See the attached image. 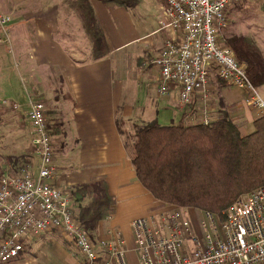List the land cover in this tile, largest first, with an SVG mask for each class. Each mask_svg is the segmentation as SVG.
Listing matches in <instances>:
<instances>
[{"label": "crops", "instance_id": "obj_1", "mask_svg": "<svg viewBox=\"0 0 264 264\" xmlns=\"http://www.w3.org/2000/svg\"><path fill=\"white\" fill-rule=\"evenodd\" d=\"M147 3L138 0L132 8H107L91 1L108 48L104 57L92 60L87 39L64 0H0V12L10 17L0 28V168L11 173L7 157L22 155L26 162L13 172L29 165L36 176L38 156L27 111L30 103H43L47 123L63 129L62 135L51 137L56 170L51 184L68 194L74 216L79 206L74 188L104 184L114 199L112 212L90 235L94 241L108 240L115 231L124 240L125 264H138L129 222L159 213L162 203L136 178L121 132L152 120L184 124L191 117L187 124L197 123L194 115L200 113L214 120L226 107L240 132L248 134L253 121L264 115V109L241 106L243 92L214 76L205 100L195 93L189 104L181 105L172 83L167 94L160 95L154 61L165 40L178 41L181 35L161 25V0H151L150 12L137 17V8ZM226 16L221 44L230 35L246 36L264 55V0L241 1L230 6ZM187 218L201 236V219ZM6 264H82V259L72 243L49 232L24 243L20 256Z\"/></svg>", "mask_w": 264, "mask_h": 264}, {"label": "built area", "instance_id": "obj_2", "mask_svg": "<svg viewBox=\"0 0 264 264\" xmlns=\"http://www.w3.org/2000/svg\"><path fill=\"white\" fill-rule=\"evenodd\" d=\"M241 1L161 0V25L181 37L165 40L154 61L160 95L172 83L181 105L189 104L195 93L205 100L214 76L247 91V105L264 109L244 67L220 40L228 8ZM9 22L0 12V28ZM27 118L38 156L36 176L29 165H22L18 174L0 168V263L17 259L23 244L39 234L57 232L72 243L82 264H125L124 240L111 230L110 239L94 241L73 215L68 194L51 184L56 170L43 103H30ZM209 122L206 117L199 121ZM185 215L183 208L162 203L159 213L129 222L138 264L264 263V184L240 194L223 211L222 220L201 212V236Z\"/></svg>", "mask_w": 264, "mask_h": 264}, {"label": "trees", "instance_id": "obj_3", "mask_svg": "<svg viewBox=\"0 0 264 264\" xmlns=\"http://www.w3.org/2000/svg\"><path fill=\"white\" fill-rule=\"evenodd\" d=\"M87 39L90 59L108 53L104 34L91 8L98 1L107 8L134 7L138 0H64ZM223 45L244 65L249 82L264 86V55L252 38L230 35ZM219 83H226L217 78ZM226 107L208 124L160 125L156 120L133 125L121 132L136 178L160 203L207 212L223 219V211L242 193L264 184V115L253 121V130L242 134L229 118ZM51 137L62 135L61 125L47 124ZM24 157H7L11 173L26 162ZM79 202L76 220L90 234L112 212L114 199L103 183L74 188Z\"/></svg>", "mask_w": 264, "mask_h": 264}, {"label": "rangeland", "instance_id": "obj_4", "mask_svg": "<svg viewBox=\"0 0 264 264\" xmlns=\"http://www.w3.org/2000/svg\"><path fill=\"white\" fill-rule=\"evenodd\" d=\"M150 1L151 0H148V2H149V4L147 3L146 5H144V4H141V6L139 7V8H137V10H136V15H137V17H139V14H144L146 11H148V12H150V9H151V4H150ZM70 13L73 15V12L70 10ZM243 20H241V23L240 24H243ZM241 30L242 31H244V27L243 28H241ZM247 30H249L248 29V27L246 28V31ZM255 33L258 35V36H261V34H260V31L259 30H257V29H255ZM245 32V31H244ZM255 34V35H256ZM261 40H262V37H259ZM253 39V38H252ZM254 39H256V37L254 38ZM261 40H256V43L258 44H262V41ZM254 41V40H253ZM254 44H255V42H254ZM255 46H256V44H255ZM257 47V46H256ZM259 47H261V46H259ZM242 65V64H241ZM243 67H244V65H242ZM236 89V88H235ZM237 90H239V91H241V92H243V93H241V99H240V101H239V104L241 105V106H245L246 105V101L250 98V95H249V93L247 92V91H245V90H242V89H237ZM256 92H257V94L260 96V98H261V100H262V102L264 103V86L261 88H256ZM2 105H5L4 103H2ZM190 113V112H189ZM201 114V113H200ZM200 114H196V115H194V117H195V120L196 121H201V118L200 117H203L205 114H203L202 116H199ZM57 117H55L54 119H56ZM190 120H191V117L189 118ZM189 119H186L185 121H184V124H187V123H189L190 121H189ZM57 120V119H56ZM55 120V121H56ZM212 120H210V122H211ZM209 122V123H210ZM61 139H62V136H60L59 137V140L61 141ZM166 205H169V204H166ZM173 206V205H172ZM175 207H177V206H175ZM184 209V208H183ZM185 209H187V208H185ZM185 214H186V216L187 217H190V218H192V216L193 217H195L196 219L198 218L199 220L202 218V215H201V212H199V211H197V210H185Z\"/></svg>", "mask_w": 264, "mask_h": 264}]
</instances>
